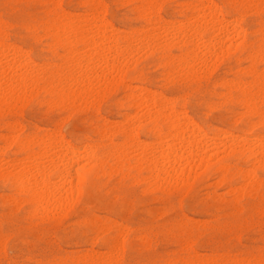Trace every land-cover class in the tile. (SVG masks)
Wrapping results in <instances>:
<instances>
[{"label":"snow or ice","instance_id":"1","mask_svg":"<svg viewBox=\"0 0 264 264\" xmlns=\"http://www.w3.org/2000/svg\"><path fill=\"white\" fill-rule=\"evenodd\" d=\"M4 7L5 9L15 8L17 12L11 15L6 12L5 15L0 16V65L5 70L6 78L9 74H20L23 71L34 85L31 93L25 91L23 94L14 93L12 96L6 93L5 105L14 102L18 107H23L24 111L20 113L21 118L18 121L21 125H25L23 117L27 110L40 105L42 111L49 110L52 124L59 127L61 131L81 121H83V130L60 140L55 154H39L38 149H31L38 154L25 163L28 172H38L41 166L46 169L49 160L53 164L62 165L71 177L72 184L75 185L74 196L68 205H61L43 222L38 219L28 221L21 215L9 217L6 205L3 222L0 223V248L3 250V259H0V264H76L75 261L45 259L39 253L45 249L46 245L54 247L57 241L61 244L65 241L72 243L82 233L90 239L104 228L109 229L108 235L112 237L106 242V247L114 255L119 253L121 240L126 251H135L142 241L164 238L172 239L176 243L177 256L140 261L122 260L116 264H264V244L260 246L259 260L253 258L254 252L249 253L247 257L237 255L235 258H224L225 252L231 257L243 251L246 232L259 228L261 235H264V212L259 218L249 210L233 212L227 218L209 221L204 228H197L188 219L189 200L181 199L183 195L180 189L181 177L177 176L173 180L171 173L167 177V182H174L177 191L169 200L170 211L164 217L148 224L134 223L135 213L143 209L147 198L140 195V188H128L126 186L128 182L118 183L119 175L108 179V166L118 167L119 163L115 158L104 163L103 150L98 145L99 132L109 123L107 116L110 110L109 105L117 98V96L108 95L107 91L120 75V71L114 68L111 80L106 76L94 92L87 94L84 99L78 98L75 102H72L70 98L66 99L54 92H49L44 82L50 74L55 75L59 71L60 61L49 59L45 62H36L31 57V50L36 47H55L59 55L60 45L65 43V35L59 31L54 33L41 25L35 18L21 11L24 7L22 5L5 4ZM87 7L93 10V36L98 45V54L107 52L111 55L113 41L116 42L117 48H125L123 41L129 38L123 33L118 34L115 28H112L111 33L109 32L110 13L113 17L112 23L115 24L114 17L118 13L113 10L118 6L109 3L108 0H100ZM123 7L139 6L124 5ZM152 7L164 8L166 5ZM196 7L216 6L197 5ZM219 7L224 16V19L219 21L220 28L223 29L227 24L231 30V36L234 37L233 44L239 50V58L249 57L246 63L240 65L246 69L245 74L222 78L217 73L205 82L206 73L203 68L194 66L193 69L163 81L156 91L160 100L171 107L173 120L178 122L180 129L184 131L187 151L193 157L200 158L203 152L209 161L219 160V163L231 164V159H220L223 153L232 152L234 155L248 156V163L244 166L247 175L242 172L231 185L225 187H238L250 180L258 179L261 183L260 191L264 193V25L260 33L261 64L258 68L250 67L254 65L256 37L245 36L242 41L239 35L244 25L242 17L247 11L259 9L261 20H264V0H261L259 4L234 3L219 5ZM131 39L136 37L133 36ZM249 43H252L251 48L247 47ZM142 49L143 45H140L139 49L129 46L122 55L130 60L128 53L134 55ZM138 71H140L139 68L124 73L119 89L144 87L145 85L139 81L130 82L136 77ZM257 72H259L258 77ZM194 73H198L199 76ZM242 87L243 90H241ZM75 103L87 105L86 119L77 111ZM5 123H11V120L5 117ZM47 131H55V128L50 125ZM44 135H46L45 132L33 133L25 125V133L19 139L28 137L31 144H35ZM257 137L260 140L258 147L255 143ZM7 143L5 141L4 158L10 160L12 153L16 151V145L9 149ZM252 153L257 155L253 157ZM253 160L260 162L259 169L254 168ZM120 163H124L126 171L127 167L135 161L125 162L121 157ZM81 165H84L83 169ZM24 187L23 184L17 186L19 189ZM14 194H16V188L5 192V195ZM19 196L24 197L26 193L21 190ZM65 207L71 212L70 220L58 225L57 219L63 214ZM261 208H264V201L261 202ZM152 215L155 216V213ZM69 222L75 224L72 234L64 229V225ZM238 238L239 243H237ZM105 264H113V262L106 261Z\"/></svg>","mask_w":264,"mask_h":264},{"label":"rangeland","instance_id":"2","mask_svg":"<svg viewBox=\"0 0 264 264\" xmlns=\"http://www.w3.org/2000/svg\"><path fill=\"white\" fill-rule=\"evenodd\" d=\"M143 1L144 2H142V0H131V1L130 0H108L109 3L118 6L116 9L113 10V12L118 13V15L114 17L116 20L115 24L112 23L113 17H112V14L110 13V19L108 21L109 28H110L109 32L111 33L112 28H115L117 30L116 32L118 34L123 33L126 37L130 38L128 40L123 41V43L125 44V49L124 48L122 49L123 50L122 53L127 51L128 46L132 42H133L132 44H134V45L131 44L133 46V48H137L138 46L140 47V44L142 45V43L144 41L143 40L144 37L146 38L145 41L146 40L147 41L146 42L144 41V43H143V49H142L143 51L139 50L134 55L132 53H130L131 55L128 53V56L132 57V58H130V60L125 58L124 55L120 54L121 56H118L119 57L118 62L121 65H124L125 69L123 68L124 71H123V74L121 75V79L118 76V78H117L118 82L115 80L113 82L114 85L112 84L110 90L107 91L108 95L117 96V98L111 102V104L109 105L110 110L107 112V116L109 118L110 124L108 123L107 127H105L102 130L105 132V134L109 130L108 134L103 135L105 137H101L104 132L103 133H102V131L99 132L98 144L103 151L106 149H110L111 148L110 146H112V145H116V144L118 145L120 143L122 144V143L127 142V140L124 141L126 139L125 137L116 135L117 136V138H116L115 135H112V132H113V129L118 127L119 124L121 126H125L127 124L126 123V116H129V115H130L129 117H133L135 114H137V117H136L137 120L130 125V129H133V130H131L130 135L134 134L133 136L135 138V141L138 139L136 142L138 143V141H139L140 142L139 144H144L145 142L146 143L155 142L153 137H151V134L149 133V128H150L149 121L144 120V118L141 117V116H143L144 111L143 110H139V111L137 110L139 112V114H138V112L133 107H130V103H129L130 99L127 98L129 95H131L133 93L137 94L138 89H128V88H124V90L119 89V84L124 79V73L129 72V71H135L137 68H139L140 71L137 72L136 77H134L133 80L130 82L139 81L142 85H145L144 87H142L143 90L147 91L148 93L150 92V94H153L152 92H154V94L157 95L158 93H157L156 89L164 80L166 81L171 76L188 70V69H185L187 67L186 65L188 63H191L190 64V66L192 65L191 68L195 64L197 65V67L198 66L201 67L200 64L202 62H200V61H202L203 59H204L203 62L204 61H205V63L207 62L206 64L202 63V65L205 64V66L201 67V68L207 67L206 69H204L205 70L204 72L206 73V75L204 77L205 82L207 81L208 78L216 75L217 73L222 78H232V77H237L239 75H243L246 72V69L240 67V65L246 63L249 60V57L245 56V57H243V59L239 58V56H238L239 50L235 47V45H233L234 37L230 36L231 30L229 29V27L227 28L229 34L227 32L226 35L231 37V38H228L226 36L228 39H224V40L229 41L230 39H232L229 42V44H231V45H229L227 42H225L222 38H221V40L217 39L218 41L215 43L214 41H211V38H212L211 35L210 36L205 35V36L201 37V40L202 41L204 40L205 43L207 42V45L210 43L212 45L217 46L218 42L222 41L224 44L219 43V49H221V50H218V48H217L218 46L214 47L212 45H208L209 47L212 46L214 48V49H210L212 47L208 48V46L206 44L204 46H207V47L202 46V48H204V49L199 48L201 46H200V44L196 45L197 39H195L193 41V43H195V45H196L195 49H197V47L199 46L198 49L193 50L194 47H191V49H189V46L182 47V44H181L182 42H180L181 40L174 38L175 32H173V31H176V30L178 31L180 29H185V28L187 31L188 29H190V26H192V24L195 23V19L190 18V17L195 16V15H200L202 13L201 12L200 14H198V12L195 9L196 8L195 6L199 5L198 0L197 1L196 0H154L152 5H148L147 0H143ZM202 1H203L204 5H216L215 8L218 9V11L216 10V12L220 13V15L216 13L217 14L216 16L220 17V18L222 17L223 19H224V16L222 15V9L218 5L234 4V3H252V4L261 3V0H248V1L247 0H207V1L202 0ZM98 2H100V0H98V1L97 0H89V1L88 0H0V16L5 15L6 12L10 15L15 14L17 12V9H15V8L5 9V7H4L5 4H9V5L15 4V5L24 6L23 9H21V11H23L26 14L35 18L41 25L45 26L46 28L51 26L54 22H56V21L58 22V20L61 21V23H63L62 20L65 17L68 19L70 18V20L75 25H82L83 27L85 26V28H86V27H89L91 24V23H87V22L93 21V17H91V16H93V13H90V12H93V10L87 6L94 4V3H98ZM87 3H89V4H87ZM139 3H140V5H139ZM49 5H53L54 7L49 8L48 7ZM124 5H133V6L139 5V7L125 8V7H123ZM142 5H144L143 7H145V9H148L149 10L148 12H150V15L147 16V18H144L143 16H141L142 15L141 13L144 9V8L141 9ZM153 5H166V7H164V8L155 7L156 8L155 9L154 7H152ZM192 7H195V8L192 9ZM198 9H199V7H198ZM207 9L208 8H206V7L203 9V10L207 11V12L204 11L205 14L208 13L209 9L208 10ZM201 10H202V8H201ZM63 11H65V12H63ZM66 15H68L69 17H67ZM73 15H76L77 17L73 16ZM189 15H190V17H189ZM74 17H76V18H74ZM86 17H88V18H86ZM187 18H189L191 21ZM81 19H84V20H81ZM85 19L87 21H85ZM192 19L194 20V22H192ZM122 20L124 21L123 24H122ZM242 20L244 21V25H243L244 29L242 28L240 33H239V35L241 34L240 35L241 40L243 41L245 36L256 37L254 44H255V48H256L255 53L258 56L254 60V65H250V67L258 68L261 64V59H260V54H259V52H260V33L262 30V25H264V20H261L260 10L256 9V8H254L253 10L251 9V11H247L245 16L242 17ZM75 22H78V23H75ZM189 22H191L192 24H189ZM85 23H87V24H85ZM162 24H164V25H162ZM184 24H186V25H184ZM154 25L157 27L155 28ZM159 25L162 28H160ZM170 25H172V26H170ZM177 25H178V27H177ZM187 25H190V26H188V28H187ZM149 26L150 27L152 26V27L150 28ZM173 28L176 30H173ZM138 29L140 30V32ZM161 29L163 31H161ZM168 29L170 30V33L168 32L169 31ZM137 30H138V32H136ZM153 30H154V32H153ZM157 30L159 32H157ZM164 30L167 32L168 35L166 34V32ZM126 31H128V32H126ZM150 31H152V32H150ZM179 32L181 33L182 30H180ZM183 32H184V30H183ZM163 33H164V35H163ZM144 34H145V36H144ZM157 34H159V35H157ZM169 34H170V36H169ZM171 34H172V36H171ZM138 35H140V36H138ZM150 35H152L154 38ZM131 36L132 37L135 36L136 39H138V40L134 39L135 41L134 40L132 41ZM141 36L142 37L144 36L143 38H141L143 41L141 39H139ZM160 36H161L162 40L160 39ZM168 36H169V38H168ZM149 37H151V39ZM209 37H210V39H208V41L210 40L211 42L208 43L207 38H209ZM226 37H223V38H226ZM140 40L142 43H140ZM152 40L156 42L155 43L156 46ZM201 40H198V42L199 43L202 42ZM126 41L129 43V45ZM149 41H151L153 43V45ZM160 41L161 42L163 41V42L161 43ZM164 42L166 43V45H164L165 44ZM178 42H180V43H178ZM213 42L215 44H213ZM126 43L128 46L126 45ZM145 43H147V44H145ZM172 43L174 44V46ZM80 45H81V43H78V45H76V47H77L76 51H78V52L74 56H77V55L80 56L81 54H85L84 52H86L87 49L84 48L85 46H83V44L81 46ZM227 45H228L229 49H228ZM150 46H151V48H150ZM152 46L154 47V49H152ZM221 46H223V47L221 48ZM230 46H231V48H230ZM233 46H234V49H233ZM144 47H146V49ZM247 47L251 48L252 43H249L247 45ZM61 48H63V47L60 46V54L57 55V49L55 47H36L33 50H31V57L36 62H45L49 59H56V60L60 61V65H61L64 63L63 60H65V58H66V56H65L66 51H64V48H63V50ZM186 49L190 51L191 55L194 53V58L196 60L193 58V55L191 57L189 55H187V54H189V51H187ZM209 49H210V51H209ZM185 50L187 51V54H186ZM191 50H192V52H191ZM212 50H213V53H211ZM228 50L231 52H228ZM195 51H196V54H195ZM205 51L207 54L205 53ZM220 51H221V53H219ZM222 51H224V52H222ZM144 52H146V53H144ZM198 52H200L202 54H199ZM209 52L211 53V55ZM103 54H106L108 56V58H107V56L105 57V55H103V57L106 59L110 60L111 56H112V59L114 58L113 57L114 55H109L107 52H105ZM203 54H205V55H203ZM213 54H216L217 56L213 55ZM88 55L89 54H87V56ZM196 55H197V57L200 56V58L199 57L196 58ZM139 56H141V57H139ZM167 56H169V57H167ZM187 56H189L190 58L189 57L187 58ZM80 57L83 58V56H80ZM84 57H86V56L84 55ZM176 57L180 58L181 61L186 60V58H187V61H185L187 64L184 61H182V63H181V61L179 59H177ZM86 58H88V57H86ZM205 58L206 59L208 58V60H206ZM210 58H211V60H210ZM258 58L260 59V61L258 60ZM83 59H85V58H83ZM198 59H199V61H198ZM188 60H189V62H188ZM194 60L196 62H194ZM83 61H81L82 64H83ZM131 61H133V62H131ZM192 62H194V63H192ZM84 63H86V61H84ZM95 63L97 66L98 62H95ZM126 63H127V65H126ZM129 63L131 64L130 66H129ZM176 64H177V67H176ZM181 64H183L184 66ZM207 64H209V65H207ZM94 65L91 64V66H94ZM172 65H174V66H172ZM196 65H195V67H196ZM126 67H127V69H126ZM191 68L189 67V70ZM178 69H179V71H178ZM176 70L178 73L176 72ZM233 70H235V71H233ZM257 73H256V76L258 77L259 72H257ZM99 74H100V72H99ZM195 74L197 76H199L198 73H195ZM141 77H143V79H141ZM44 83H46V80ZM256 83L258 84V80L256 81ZM249 87H251V85H249ZM241 90H243V87L241 88ZM117 93H119V94L117 95ZM75 105L77 106L76 107L77 111H79L81 115H84L85 119H86L87 113H88L87 105L86 104L81 105L80 103H77ZM0 108H1L0 109V145L2 147H4L5 141H7L8 142L7 147L9 149H11L19 141H24L25 139L26 140L30 139L28 137H25L23 140H19V138L25 133V125L33 133L45 132L46 135H48V134L49 135H55V134L57 135V133H58L59 134V135H57L58 139L59 138L64 139L65 136H72L73 134L78 133L79 131L83 130V121H81L77 125H74L70 128L64 129V131H61L59 127L52 124V122L50 120V115L48 114L49 110L45 109L42 111L40 105H36L35 107L27 110L26 115L23 117L25 120V125H21L18 123L19 119L21 118L20 113L24 111L23 107H18L16 104H14L13 106H10V109H8L6 107H1V106H0ZM5 117H8L11 120V123H5ZM124 118H125V121H124ZM141 120H143L144 123ZM137 122H139V123H137ZM117 123H119V124H117ZM133 124L134 125L137 124V126L135 125L136 126L135 127V126H133ZM146 124H147V126H145ZM50 125L53 128H55V131H52V132L47 131ZM11 126H15V128L11 127ZM18 126H20V127H18ZM18 128H19V131H17ZM144 129H145V131H144ZM165 132L167 133L168 131L166 128H163V135L166 134ZM52 133H55V134H52ZM10 134H12V135H10ZM7 136H9L8 139L10 138L11 140L10 139L7 140L6 139ZM14 137H15V139H14ZM106 137L108 138V140H106L107 139ZM162 137H163L162 138L163 143H165V144H167V143L172 144L173 143L172 140H171V142H172L171 143L170 139L166 138L165 136H162ZM258 138L259 137L256 138V141H258L257 140ZM12 140H13V142H12ZM164 140H166V141L164 142ZM150 143H148V144H150ZM8 144H11V145H8ZM2 147H0V149H1L0 158L4 162V160L6 161V159L4 158L5 157V147L4 148H2ZM33 148L38 149L40 151V148H38L36 146H34ZM131 152H133V149H131L129 151V153H131ZM33 153L36 154V152H33ZM225 153H226V156L223 154V156L220 159H224V160L231 159L232 160L231 164H223L222 165V163L218 162L219 160H216L214 162L209 161L204 156L206 158L207 162H206V160L203 162V160L205 158L202 157V162L201 163L198 162V165L199 164L202 165L203 163L205 165L204 166L202 165L203 167H200L201 166L200 165L199 166L200 168H199L197 163H196V166L198 168L196 169L194 167V171L196 170L195 172H196V174L197 173L198 174L197 175L195 174L196 176H194L195 172L194 173L192 172L191 176H190L191 181L189 178L183 185H180V189L182 190V193L184 192L181 199H187L190 202V212L188 214V219H190L191 223L196 225L197 228H204L209 223V221H215V220H219L221 218H227L233 212L238 213V212H243L245 210H249V211L254 212L255 215L257 216V218H259L261 213L264 212V208H261V202L264 201V193H261V191H260L261 183L258 179L256 181L251 180L254 183L249 181L250 183L247 182V183H245L246 185L244 184V185H241L238 187H225L226 185H231L233 180L237 176H239L242 172L243 173L245 172L244 174L247 175V172H246L244 166L248 163V160H249L248 156L234 155L232 152H225ZM129 155L130 156H128L127 159H129L131 156L132 157L135 156V153L133 152ZM17 157H19V158H17ZM23 157H24V154L23 153L20 154V152L18 151L17 148H16V151L12 153V159H22ZM132 157L130 158V160L133 159ZM12 159H10V160H12ZM196 160L198 161V158L195 157L194 161L197 162ZM194 163H193V166H195ZM132 165L128 166L126 171L124 170L125 165H121L120 167L119 166L113 167L112 165H109L107 176H108V179H112L114 176L119 175V179L117 181L118 183L128 182L126 185L128 188H131V189L140 188V195L142 197H146L147 200H146L145 205L143 206V209L141 211L135 213L134 223H136L137 225H139L141 223L148 224L155 219H160V218L164 217L167 214V212L170 211L171 205L169 204V200H170L171 196L174 195V193L177 191V188L174 187L173 185H170V184L168 185L167 183L164 184L162 187V190H160L158 192L147 188V185H146L145 180H144V178L147 177V175H144V174L147 172L146 171L138 172V170L132 168ZM190 166H191V164H190ZM224 166H225V168H223ZM253 166L255 169H259L261 167V164L259 166L258 165L257 166L253 165ZM182 169H183V166H181L178 169V171H180ZM215 170H216V172H215ZM134 171H136V172H134ZM220 172L223 174L225 173V175L221 174ZM102 175H104V173H102ZM223 178H224V180H223ZM49 181L51 182L50 184L55 182L54 178H50ZM11 182L12 181H10L9 179L8 180H4V179L0 180V223L3 222L4 216H5L6 205H7V215L9 217L14 216V215H21L23 219L28 220V221H30L32 219H38L41 222H43L44 220H46L48 217H45L41 214H35L34 213L35 205L28 202L25 197H20L17 190H16V194H14V195H5V192L7 190L11 191L13 188H17V187H15L16 185L11 184ZM215 184H216V186H215ZM249 184H250V186H248ZM255 184H256V187H254ZM6 186H7V188H6ZM165 188H167V189H165ZM244 188H245V190H244ZM228 192H230V193H228ZM237 193L240 195V197H239V195H237ZM77 196H78V194H77ZM18 198L20 201L18 200ZM152 213H155V216H153ZM62 215H60L59 218L57 219L58 225L61 224L63 221L70 220L71 212L66 207V209L64 210ZM157 216H159V217H157ZM74 227H75L74 222H69V223L64 225L65 231L69 232V234H72V229ZM104 229H103V232L101 231L97 234L96 238H95V236H93L92 239L91 238L89 239L86 234L82 233L78 237H76V240L72 243L65 241L64 243L61 244L59 241H57L54 247L46 245L45 249H42L40 251L39 255L45 259H49V260H53V261H65V260L75 261L76 264H90L88 262V259H86L87 256L90 255V253H91V255L93 254V256H95L96 258H100V259L103 258L100 260V262H102V263L103 262L105 263L106 261H112L113 264H116V262L122 261V260L140 261V260H145V259H166V258L178 255L176 252L175 241L172 239H164V238H161L160 240H151L149 242L148 241H142V243L140 244V247L138 249H136L135 251H131V250L126 251L124 248V245H123V240H121V245L119 248V252L121 250V253H120V255H119V253H118V255H114L112 253V251L108 250L106 247V242L110 241L112 239L111 236L108 235L109 229L108 228H104ZM101 233H102V235H101ZM100 237H102V238L104 237V238L102 239ZM244 240H245V244L243 246V251L241 253H238V255L247 257L249 255V253L254 252L255 256L253 258L259 260L260 259V257H259L260 246L262 244H264V235H261L259 228H256L250 232H246ZM91 242H93V243H91ZM237 243H239V238L237 239ZM249 246H251V247H249ZM106 254H109V255L106 256ZM81 256H82V258H81ZM103 256L105 257V261H104ZM113 256H115V258ZM236 256H237V254H233L231 257H229V254L227 252H225V254H224V258H235ZM0 259H3L2 248H0Z\"/></svg>","mask_w":264,"mask_h":264},{"label":"bare ground","instance_id":"3","mask_svg":"<svg viewBox=\"0 0 264 264\" xmlns=\"http://www.w3.org/2000/svg\"><path fill=\"white\" fill-rule=\"evenodd\" d=\"M89 1V0H88ZM98 1V0H97ZM131 1V0H130ZM197 1V0H196ZM199 1V5H204L203 1L202 0H198ZM205 1V0H204ZM207 1V0H206ZM248 1V0H247ZM55 2V1H54ZM91 2V1H90ZM126 2V1H125ZM138 2V1H137ZM142 2H144L142 0ZM146 2V1H145ZM148 2V5H152L154 0H147ZM162 2V1H161ZM242 2V1H241ZM256 2V1H255ZM209 3V2H208ZM234 3V2H233ZM79 4V3H78ZM89 4V3H87ZM146 4V3H145ZM252 4V3H251ZM255 4V3H254ZM140 5V3H139ZM138 5V6H139ZM147 5V4H146ZM82 6V5H81ZM144 5H142L141 9H143L142 11V15L144 18H147V16L150 15V12H148L149 10L148 9H145V7H143ZM194 6V5H193ZM216 6V5H215ZM219 6V5H218ZM196 7V6H195ZM195 7H192L195 8ZM134 8V7H133ZM188 8V7H187ZM202 8V10H201ZM196 7V11L198 12V14H201L200 15H195V16H191L189 15L190 18H194L195 19V23H191L189 22V24H192V26L190 25H187V28L188 26H190V29H188L186 31V28L185 29H180L184 30V32L180 33L179 31L180 30H176L173 28V30H176V31H173L175 32V36L174 38L176 39H179L181 40L180 42H182V47H187L189 46V49H191V47H194L193 50H197L195 49L196 45L200 44L201 47L199 48H202L203 47H207L208 45H212L210 44L209 42L211 41H214L215 43L218 41L217 39L221 40V38L224 40V39H228V38H231L229 36H227V28H228V25L225 24L223 29L220 28L219 26V21L223 20V18L221 17H217L216 15L220 13L219 12H216V10L218 11L217 8L215 7H207L208 9V13L205 14L204 11L206 10H203L205 7ZM156 9V8H155ZM134 10V9H133ZM137 10V9H136ZM253 10V9H252ZM141 11V10H140ZM156 11V10H155ZM251 11V10H250ZM65 12V11H63ZM154 12V11H153ZM204 12V13H203ZM207 12V11H206ZM90 13H93V12H90ZM156 13V12H155ZM154 13V14H155ZM217 13V14H216ZM67 14V13H66ZM196 14V13H195ZM86 15V14H85ZM178 15V14H177ZM194 15V14H193ZM67 17H69L68 15H66ZM73 16H76V15H73ZM58 17V16H57ZM61 17V16H60ZM59 17V18H60ZM72 17V16H71ZM77 17V16H76ZM74 17V18H76ZM90 17V16H89ZM93 17V16H91ZM161 17V16H160ZM73 18V19H74ZM81 18V17H80ZM79 18V19H80ZM88 18V17H86ZM63 19V18H62ZM189 19V18H187ZM64 20V21H63ZM62 20L63 23H61V21L58 20V22H54L51 26H49L48 28L51 29L54 33L59 31L60 33L64 34L65 35V43L60 45L64 48V51H66V58L64 61L63 64L60 65V68H59V71L55 74V75H51L46 78V83L45 84V88L49 91V92H54L56 93L57 95L59 96H63L65 97L66 99L67 98H70L72 102H75L78 98L80 99H84L86 97L87 94L89 93H92L94 92L95 88L98 86V84L100 82H102L104 80V78L107 76L109 78V80L112 79V76L114 75V68L117 70V71H120V75H119V78L121 79V75L123 74V68L125 69V66L124 65H121L118 61V56H121L122 55V49H119L117 48V45H116V42L113 41L112 44H113V47H112V54L111 55H114L113 59H112V56L110 57V60L109 59H106L103 57V55H105V57L107 56L106 54H98V45L97 43L95 42V38L93 36V28H94V24H93V21H90L91 22H87V23H91L89 27H86L85 26L83 27L82 25H75L71 20L70 18H64ZM76 20V19H75ZM81 20H84V19H81ZM88 20V21H89ZM150 20V19H149ZM157 20V19H156ZM190 20V19H189ZM85 21H87L85 19ZM181 21V20H180ZM191 21V20H190ZM83 22V21H82ZM81 22V23H82ZM185 22V21H184ZM192 22H194V20L192 19ZM75 23H78V22H75ZM84 23V22H83ZM82 23V24H83ZM85 23V24H87ZM174 23V22H173ZM187 23V22H186ZM80 24V23H79ZM155 24V23H154ZM166 24V23H165ZM171 24V23H170ZM188 24V23H187ZM153 25V24H152ZM164 25V24H162ZM174 25V24H173ZM186 25V24H184ZM213 25H215V30H213ZM87 26V25H86ZM148 26V25H147ZM146 26V27H147ZM155 26V25H154ZM168 26V25H167ZM172 26V25H170ZM150 27V26H149ZM152 27V26H151ZM150 27V28H151ZM157 26H155L156 28ZM160 27V25H159ZM178 27V25H177ZM185 27V26H184ZM183 27V28H184ZM154 28V29H155ZM162 28V27H160ZM159 28V29H160ZM110 29V28H109ZM140 29V28H139ZM138 29V30H139ZM244 29V28H243ZM67 30V31H66ZM138 30L136 32H138ZM151 30V29H150ZM169 30V29H168ZM117 31V30H116ZM147 31V30H146ZM161 31H163L161 29ZM165 31V30H164ZM186 31V32H185ZM241 31V30H240ZM243 31V30H242ZM128 32V31H126ZM140 32V30H139ZM152 32V31H150ZM154 32V30H153ZM157 32H159L157 30ZM166 32V31H165ZM170 33V30L168 31ZM245 32V31H244ZM172 33V32H171ZM240 33V32H239ZM242 33V32H241ZM127 34V33H126ZM148 34V33H147ZM160 34V33H159ZM157 34V35H159ZM167 34V32H166ZM173 34V33H172ZM171 34V36H172ZM229 34V32H228ZM130 35V34H129ZM149 35V34H148ZM156 35V34H155ZM164 35V33H163ZM168 35V34H167ZM205 35H211L212 38H211V41L207 38V41H208V45H207V42L205 43V41L201 40V37L202 36H205ZM241 35V34H240ZM243 35V34H242ZM140 36V35H138ZM145 36V34H144ZM143 36V37H144ZM152 36V35H150ZM166 36V35H165ZM170 36V34H169ZM168 36V38H169ZM228 38H227V37ZM132 37V36H131ZM142 36L139 38H143ZM153 37V36H152ZM167 37V36H166ZM223 37H226V38H223ZM241 37V36H240ZM151 39V37H149ZM154 38V37H153ZM130 39V38H129ZM145 37H144V41H145ZM156 39V38H155ZM158 39V38H157ZM160 39H161V36H160ZM167 39V38H166ZM165 39V40H166ZM197 39L195 42H196V45L195 43H193V41ZM128 40V39H127ZM132 41L134 39H131ZM138 40V39H136ZM142 40V39H141ZM140 40V43H142ZM142 40V41H143ZM149 40V39H148ZM162 40V39H161ZM198 40H201L202 42H198ZM232 39H230L229 41H226L224 40L225 42H227L229 44V42L231 41ZM130 41V40H129ZM135 41V40H134ZM143 41V43H144ZM147 41V40H146ZM145 41V42H146ZM153 41V40H152ZM176 41V40H175ZM127 42V41H126ZM131 42V41H130ZM151 42V41H149ZM161 42V41H160ZM163 42V41H162ZM161 42V43H162ZM167 42V41H166ZM171 42V41H170ZM178 42V43H180ZM213 42V44H215ZM78 43H81V45L83 44V46H85L84 48H86V52H84L85 54H79L80 56H83V59L82 57L80 56H74L76 55V53L78 51H76V45H78ZM128 43V42H127ZM126 43V45H127ZM133 43V42H132ZM130 43V45L132 44ZM142 43V45H143ZM152 43V42H151ZM153 43L155 44L156 42L153 41ZM152 43V45H153ZM159 43V42H158ZM165 43V42H164ZM177 43V44H178ZM219 43L220 44H224L222 41H219L217 46L215 45H212L214 47H217L218 50H221L219 49ZM147 44V43H145ZM160 44V43H159ZM158 44V45H159ZM173 44V43H172ZM207 45V46H204V45ZM80 45V46H81ZM129 45V43H128ZM127 45V46H128ZM129 45V46H130ZM134 45V44H132ZM131 45V46H132ZM141 45V44H140ZM166 45V43L164 44ZM231 45V44H229ZM234 45V44H233ZM126 46V47H127ZM128 46V47H129ZM156 46V44H155ZM174 46V44H173ZM178 46V45H177ZM210 46V47H212ZM133 47V46H132ZM135 47V46H134ZM139 47V46H138ZM137 47V48H138ZM166 47V46H165ZM208 46V48H210ZM223 46H221L222 48ZM228 47V45H227ZM63 48H61L63 50ZM136 48V49H137ZM146 49V47H144ZM151 48V46H150ZM149 48V49H150ZM176 48V47H175ZM231 48V46H230ZM79 49V48H78ZM125 49V48H124ZM139 49V48H138ZM152 49H154V47L152 46ZM151 49V50H152ZM188 49V48H187ZM186 49V50H187ZM204 49V48H202ZM206 49V48H205ZM210 49H214L213 47L210 48ZM209 49V51H210ZM229 49V47H228ZM233 49H234V46H233ZM81 50V49H80ZM185 50V51H186ZM216 50V49H215ZM214 50V51H215ZM143 51V50H142ZM148 51V50H147ZM189 51V50H187ZM187 51H186V54H187ZM200 51V50H199ZM203 51V50H202ZM192 52V50H191ZM194 52V51H193ZM216 52V51H215ZM214 52V53H215ZM224 52V51H222ZM228 52H231L228 50ZM80 53V52H79ZM146 53V52H144ZM199 54H202L200 52H198ZM204 53V52H203ZM206 53V51H205ZM210 53V52H209ZM211 53H213V50L211 51ZM210 53V55H211ZM218 53V52H217ZM221 53V51L219 52ZM87 54H89L87 56ZM121 54V55H120ZM130 54V53H129ZM195 54H196V51H195ZM207 54V53H206ZM258 54V53H257ZM64 55V54H63ZM84 55L86 57H84ZM131 55V54H130ZM138 55V54H137ZM180 55V54H179ZM183 55V54H182ZM189 55L190 57L193 55V58H194V53L191 55L190 51H189ZM205 55V54H203ZM213 55H216V54H213ZM220 55V54H219ZM218 55V56H219ZM256 55V53H255ZM133 56V55H132ZM143 56V55H142ZM177 56V55H176ZM185 56V55H184ZM187 56V58L189 57ZM217 56V55H216ZM222 56V55H221ZM258 55L255 56V58L257 57ZM141 57V56H139ZM169 57V56H167ZM175 57V56H174ZM189 57V58H190ZM200 58V56H198ZM197 55H196V58H198ZM205 57V56H204ZM211 57V56H210ZM213 57V56H212ZM224 57V56H223ZM108 58V56H107ZM132 58V57H130ZM172 58V57H171ZM170 58V59H171ZM177 58V57H176ZM187 58L186 60H182V61H187ZM209 58V57H208ZM208 58L206 60H208ZM64 59V58H63ZM86 61V63H84V61ZM169 59V60H170ZM175 59V58H174ZM173 59V60H174ZM180 60V58H177ZM195 59V58H194ZM217 59V58H216ZM126 60V59H125ZM139 60V59H138ZM168 60V61H169ZM196 60V59H195ZM194 60V62H196ZM204 60V59H203ZM202 63H205V61ZM211 60V58H210ZM213 60V59H212ZM257 60V59H256ZM258 60L260 61V59L258 58ZM257 60V61H258ZM83 61V64L82 62ZM88 61V62H87ZM135 61V60H134ZM137 61V60H136ZM166 61V60H165ZM167 61V62H168ZM181 61V60H180ZM181 61V63H182ZM199 61V59H198ZM218 61V60H217ZM95 62H98L97 66H96V63ZM125 62V61H124ZM133 62V61H131ZM170 62V61H169ZM178 62V61H177ZM189 62V60H188ZM191 62V61H190ZM192 62V63H194ZM214 62V61H213ZM186 63V62H185ZM198 63V62H197ZM202 63L200 64L201 67L202 66H205V63L204 65H202ZM86 64V65H85ZM94 65V66H91ZM124 64V63H123ZM130 64V63H129ZM168 64V63H167ZM173 64V63H172ZM179 64V63H178ZM184 64V63H183ZM181 64V65H183ZM187 64V63H186ZM185 64V65H186ZM189 64V65H188ZM185 67V69H188L189 70V67L191 68L190 64L191 63H188ZM127 65V63H126ZM131 65V64H130ZM194 65V64H193ZM196 65V64H195ZM194 65V66H195ZM209 65V64H207ZM174 66V65H172ZM179 66V65H178ZM184 66V65H183ZM193 66V67H194ZM176 67H177V64H176ZM192 67V68H193ZM197 67V65H196ZM199 67V66H198ZM130 68V67H129ZM173 68V67H172ZM175 68V67H174ZM183 68V67H182ZM191 68V69H192ZM207 67L203 68L206 69ZM127 69V67H126ZM176 69V68H175ZM0 106L1 107H6L8 109H10V106H13L15 103H11L9 105H5L4 103V96L5 94L7 93L9 96H12L14 93L15 94H23L25 91L31 93L32 90H33V87L34 85L31 83V79L28 77V75L26 73H24L23 71H21L20 74H9L6 78L5 76V70L3 68L2 65H0ZM179 71V69H178ZM205 71V70H204ZM207 71V70H206ZM212 71V70H211ZM235 71V70H233ZM240 71V70H239ZM100 72V74H99ZM177 72V70H176ZM178 73V72H177ZM208 73V72H207ZM174 74V73H173ZM195 74V73H194ZM258 74V73H257ZM165 75V74H164ZM165 77V76H164ZM118 78V77H117ZM166 78V77H165ZM167 79V78H166ZM117 81V79H116ZM165 81V80H164ZM118 82V81H117ZM116 82V83H117ZM114 85V84H113ZM116 88V87H115ZM148 89V88H147ZM110 90V89H109ZM124 90V89H123ZM149 91V90H148ZM151 91V90H150ZM110 92V91H109ZM137 92V91H136ZM142 92V93H141ZM153 94H150V92L148 93L147 91L143 90L142 88H140V90L138 89V92L136 95H129L127 98L130 99V107H133L136 111L138 110H143L144 113H143V116H141L142 118H144V120H147L149 121V124H150V128H149V133L151 134V137H153L154 141L155 142H148V143H144V144H139L140 142L138 141V143L135 141V138H134V134L130 135L131 133V130L133 129H130V125L132 123H134L137 119V114H135L133 117H129V116H126V125L125 126H121L119 123L118 127L114 128L113 129V132H112V135H119V136H122V137H125L126 139L124 141L127 140L126 143H120V144H116V145H112L110 146L111 148L110 149H106L104 151H102V157H103V162L104 163H107V161L109 159H113L115 158V160L119 163V167L121 165H124V163H120V158L123 157L124 158V161L126 162L127 160H130V157L129 159H127L128 156H130L129 154L131 153H135V156H133L131 160L135 161V163L132 165V168L138 170V172L140 171H146L147 172V177L144 178L145 180V183L147 185V188L151 189V190H154L156 192L162 190V187L164 184H170V185H173L174 187H176L175 183H168L167 182V177L169 175V173L172 174L173 176V180L175 179V177L179 176L181 177V181H180V185H183L189 178H190V181H191V173L195 172L194 171V167L197 169L201 164L198 165V162L201 163L202 162V157H204V153L201 152L200 154V158H198V161L195 162L194 161V158L192 156L191 153H189L187 151V143L185 142V139H184V131L180 129V125L178 122H174L173 120V117H172V110H171V107H169L168 105H165L163 101L160 100V98L154 94V92H152ZM156 93V92H155ZM125 95V94H124ZM77 104V103H75ZM82 105V104H81ZM70 106H72L70 104ZM84 106V105H83ZM16 107V106H15ZM77 106L75 105V108ZM5 108V109H6ZM1 109V108H0ZM12 111V110H11ZM137 111V112H138ZM135 112V111H134ZM140 112V113H141ZM49 114V113H48ZM139 114V112H138ZM139 118V117H138ZM141 118V119H142ZM140 119V118H139ZM124 121H125V118H124ZM143 123L144 121L141 120ZM123 122V121H122ZM17 123V122H16ZM125 123V122H124ZM139 123V122H137ZM51 124V123H50ZM110 124V123H109ZM11 125V124H10ZM15 125V124H14ZM113 125V124H112ZM137 126V124H135ZM133 124V126H135ZM117 126V125H116ZM135 126V127H136ZM147 126V124L145 125ZM11 127H14L15 126H11ZM20 127V126H18ZM23 127V126H22ZM134 127V128H135ZM163 128H166L167 129V133L163 135ZM17 129V128H16ZM139 129V128H138ZM19 131V128L18 130ZM107 131V130H106ZM109 131V130H108ZM108 131L106 134H108ZM139 131V130H138ZM145 131V129H144ZM104 131H102L103 133ZM134 132V131H133ZM132 132V133H133ZM52 134H55V133H52ZM105 132L102 134L101 137H105L103 135H106ZM8 135V134H7ZM12 135V134H10ZM57 135H59L57 133ZM57 135H45L43 136L40 140H38L35 144H31L30 142V139L29 140H24V141H19L16 143V148L18 149V151L21 153L24 154V157L22 159H12V160H4V162L2 161V159L0 160V180L4 179V180H10L12 181L11 184L13 185H16L15 187H17L18 185L20 184H23L25 187L23 189H19V188H16L18 194L19 192L22 190L26 193V196H24L26 198V200L32 204L35 205V209H34V213L35 214H41L45 217H48L49 215H52L61 205H68V203L70 201H72V198L74 196V189H75V185L72 184L71 182V177L68 176L67 172L64 170V167L62 165H56V164H53L51 160H49V163H48V167L45 169L43 166H41V169L40 171H33L31 173L28 172V169L25 167V163L27 161H29L30 159H34L35 156L38 154V153H33V151H31V149H34L33 147L36 146L38 148H40V151H39V154H45V153H50V154H55L57 152V145L59 143L60 140H63L61 138H57ZM162 136H165L166 138L170 139V142L171 140L173 141L172 144H165L163 143V140H162ZM9 136H7V140ZM111 137V136H110ZM150 137V138H151ZM107 138V137H106ZM117 138V136H116ZM165 138V139H166ZM5 139V140H6ZM15 139V137H14ZM11 140V139H10ZM20 140V139H19ZM108 140V138L106 139ZM258 141H255L256 143V146L258 147L259 144H260V140L259 138L257 139ZM166 140H164L165 142ZM2 142V141H1ZM13 142V140H12ZM112 143V142H111ZM115 143V142H114ZM153 143V144H152ZM8 145H11V144H8ZM99 145V144H98ZM102 145V144H101ZM5 146V144H4ZM0 147H2L0 145ZM100 147V146H99ZM4 148V147H2ZM133 149V152L129 153V151ZM1 151V149H0ZM223 151V150H222ZM137 152V153H136ZM1 153V152H0ZM225 156H226V153H223ZM257 155V153H252V156L255 157ZM206 160V158L203 160V162ZM195 162V163H194ZM207 162V160H206ZM214 162V161H213ZM219 162V161H218ZM193 163L195 164V166H193ZM196 163L198 165V167L196 166ZM191 164V166H190ZM203 166L205 165L204 163L202 164ZM200 166V167H203V166ZM223 165V164H222ZM253 165H260V162L258 160H253ZM130 166V165H129ZM183 166V169L178 171V169ZM81 169L84 168V165H81L80 166ZM199 167V168H200ZM225 168V166L223 167ZM219 169V168H218ZM114 170V169H113ZM75 172V169L73 170ZM185 171V172H184ZM218 171V170H217ZM136 172V171H134ZM213 172V171H212ZM216 172V170H215ZM27 173V175H26ZM221 173V172H220ZM245 173V172H244ZM196 172L194 173V176ZM223 174V173H221ZM145 175V174H144ZM185 175V176H184ZM193 175V174H192ZM225 175V173L223 174ZM144 177V176H143ZM225 177V176H224ZM50 178H54L55 182H53L52 184H50L51 182L49 181ZM234 178V177H233ZM219 179V178H218ZM143 180V181H144ZM220 180V179H219ZM224 180V178H223ZM139 181V180H138ZM251 181V180H250ZM253 181V180H252ZM251 181V182H252ZM256 181V180H255ZM212 182V181H211ZM190 183V182H189ZM250 183V182H249ZM254 183V182H252ZM9 184V183H8ZM206 185V184H205ZM244 185V184H243ZM246 185V184H245ZM209 186V185H208ZM216 186V184H215ZM250 186V184L248 185ZM168 187V186H167ZM172 187V186H171ZM170 187V188H171ZM256 187V184L255 186ZM243 188V187H242ZM167 189V188H165ZM236 189V188H235ZM247 189V188H246ZM147 190V189H146ZM230 190V189H229ZM245 190V188H244ZM8 191V190H7ZM169 191V190H168ZM231 191V190H230ZM236 191V190H235ZM248 191V190H247ZM251 191V190H250ZM232 192V191H231ZM238 192V191H237ZM165 193V192H164ZM184 193V192H183ZM230 193V192H228ZM78 194V192H76V195ZM227 194V193H226ZM246 194V193H245ZM237 195H239L237 193ZM244 196V195H243ZM219 197V196H218ZM240 197V195H239ZM19 200V198H18ZM20 201V200H19ZM193 202V201H192ZM33 208V207H32ZM66 209V207H65ZM12 212V211H11ZM31 212V211H30ZM148 214V213H147ZM63 216V215H62ZM211 216V215H210ZM159 217V216H157ZM41 218V217H40ZM190 220V219H189ZM204 227V226H203ZM105 230V229H104ZM103 232V231H102ZM102 235V233H101ZM97 237V235L95 236V238ZM102 238V237H100ZM104 238V237H103ZM102 238V239H103ZM112 238V237H111ZM92 239V238H91ZM94 239V238H93ZM103 242V241H102ZM149 242V241H148ZM93 243V242H91ZM142 243V242H141ZM174 245V244H173ZM148 247V246H147ZM108 250H110L108 247H107ZM92 252V251H91ZM93 253V252H92ZM97 253V252H96ZM121 253V250L119 252V255ZM103 255V254H102ZM105 255V254H104ZM109 255V254H106V256ZM238 255V254H237ZM99 257V256H98ZM101 257V256H100ZM104 257V256H103ZM115 258V256H113ZM118 257V256H117ZM82 258V256H81ZM111 258V257H110ZM258 258V257H257ZM88 259V262L90 264H105L104 262H100L101 259L103 258H96L95 256H93V254L89 256H87ZM108 260V259H107ZM116 260V259H115ZM257 260V259H256ZM104 261H105V257H104Z\"/></svg>","mask_w":264,"mask_h":264}]
</instances>
